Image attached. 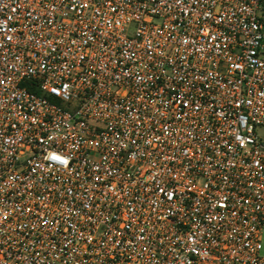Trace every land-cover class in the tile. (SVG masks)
I'll return each instance as SVG.
<instances>
[{"label": "built area", "instance_id": "obj_1", "mask_svg": "<svg viewBox=\"0 0 264 264\" xmlns=\"http://www.w3.org/2000/svg\"><path fill=\"white\" fill-rule=\"evenodd\" d=\"M264 0H0V264H264Z\"/></svg>", "mask_w": 264, "mask_h": 264}, {"label": "rangeland", "instance_id": "obj_2", "mask_svg": "<svg viewBox=\"0 0 264 264\" xmlns=\"http://www.w3.org/2000/svg\"><path fill=\"white\" fill-rule=\"evenodd\" d=\"M257 134L262 137L264 135V128L257 129ZM260 256L264 258V226L261 231V252Z\"/></svg>", "mask_w": 264, "mask_h": 264}]
</instances>
